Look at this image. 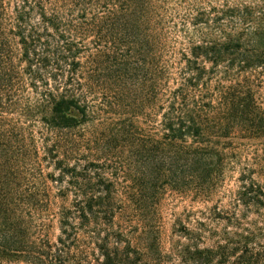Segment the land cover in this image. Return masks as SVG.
Wrapping results in <instances>:
<instances>
[{"label": "trees", "instance_id": "16d2710c", "mask_svg": "<svg viewBox=\"0 0 264 264\" xmlns=\"http://www.w3.org/2000/svg\"><path fill=\"white\" fill-rule=\"evenodd\" d=\"M0 264H264V0H0Z\"/></svg>", "mask_w": 264, "mask_h": 264}, {"label": "rangeland", "instance_id": "374dc122", "mask_svg": "<svg viewBox=\"0 0 264 264\" xmlns=\"http://www.w3.org/2000/svg\"><path fill=\"white\" fill-rule=\"evenodd\" d=\"M194 206L197 207V208L200 207L199 205L198 206L197 205H194ZM181 210H182V207L178 209V211H181Z\"/></svg>", "mask_w": 264, "mask_h": 264}]
</instances>
